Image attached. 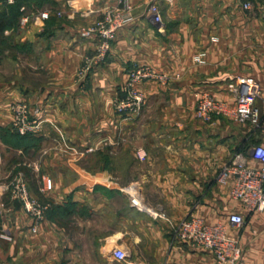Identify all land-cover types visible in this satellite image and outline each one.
Listing matches in <instances>:
<instances>
[{"label":"crops","instance_id":"obj_1","mask_svg":"<svg viewBox=\"0 0 264 264\" xmlns=\"http://www.w3.org/2000/svg\"><path fill=\"white\" fill-rule=\"evenodd\" d=\"M151 1L49 0L41 7L51 13L48 20L30 12L26 27L9 36L5 55L18 46L19 72L18 79L0 81V127L17 133L10 106L25 102L37 128L20 135L18 146L1 142L31 195L50 207L33 231L28 214L3 196L0 264H214L211 252L174 240L167 220L132 199L174 223L196 217L220 224L239 240L240 264H264V212L249 213L229 185L217 183L235 152L264 147V0H158V25L149 18ZM127 2L133 21L80 78V66L97 47L81 29ZM135 66H149L168 81L137 83L147 104L138 115L118 116L113 101L124 96ZM239 76L261 86L258 128L221 116L209 124L194 118L202 94L233 104L227 84ZM45 177L53 187L43 194ZM232 213L245 219L238 231L229 224ZM76 234L91 239L84 248L92 253L74 252ZM115 248L128 254L126 262L113 257Z\"/></svg>","mask_w":264,"mask_h":264},{"label":"built area","instance_id":"obj_2","mask_svg":"<svg viewBox=\"0 0 264 264\" xmlns=\"http://www.w3.org/2000/svg\"><path fill=\"white\" fill-rule=\"evenodd\" d=\"M243 7L251 9V3L246 1ZM129 2L123 7L110 8L104 19L95 21L90 26L81 29V36L85 38L95 37L97 40L96 53L92 58H85L78 76L84 78L93 66L103 61L111 50L112 43L117 33L125 25L133 21L132 9ZM148 14L151 22L158 25L162 21L158 0H152L148 6ZM60 17V13L54 14ZM51 13L47 10L38 13V18L48 20ZM29 18L24 16L20 24L26 26ZM155 81L165 84L168 77L165 74L154 71L149 66H135L128 72V79L123 86L124 96L113 101V110L116 115H138L147 104L144 95L136 88L140 82ZM227 90L233 98V104L218 100L212 95L202 94L196 103L194 118L202 123L209 124L214 116L232 119L241 124H250L258 128L261 124L260 111L256 101L262 98L260 84L253 77L239 76L227 84ZM12 128L20 135H26L37 128V124L30 119L29 108L25 102L11 104ZM253 161L258 166L249 165ZM217 183L229 185L231 197L239 201L251 214L264 212V147L256 145L246 151L235 152L230 161L225 163L217 176ZM93 187L92 183L88 184ZM109 188H116V184L109 183ZM53 187L50 178H43L41 191H50ZM12 198L18 199L24 211L33 220V231L44 219L48 204H42L31 196L26 181L19 176L13 187L8 188ZM6 190V191H7ZM132 203L149 214L167 220L174 240L189 243L192 246L203 248L211 252L214 264H240L244 256L239 247V240L228 234L226 228L220 224L209 225L196 217H187L178 222L170 221L163 212H154L143 206L138 200L132 199ZM232 229L238 231L245 225V219L241 214L232 213L228 216ZM116 260L126 262L128 254L121 248L112 250ZM184 264V263H165Z\"/></svg>","mask_w":264,"mask_h":264},{"label":"rangeland","instance_id":"obj_3","mask_svg":"<svg viewBox=\"0 0 264 264\" xmlns=\"http://www.w3.org/2000/svg\"><path fill=\"white\" fill-rule=\"evenodd\" d=\"M29 7L25 8L26 13H28L26 15L28 18L30 16V12L32 10H33L32 11L33 13H36V12L40 13V12L46 10V9L41 10V8L35 9V4L34 3H32L31 6H29ZM0 8H2V4H0ZM57 13H60L61 16H62L61 12H57ZM29 21H30V18H29ZM90 25H88V26H90ZM21 27L25 28L26 26H22L20 24V22L18 24L16 22V25H12L9 29H5V31H2V30L0 31V70H1L0 71V81H9V80H12V79H15V78L18 79V72H19L18 71L19 70V66H18V64H19V60H18L19 52L18 51H19V48H18V46H15L13 48V50L10 49L9 50L10 52L8 51V56L5 55L6 54L5 50H7L6 47H7V44H8L9 36H15L17 31ZM85 27H87V26H85ZM77 75H78V73H77ZM2 144L3 143L1 142V139H0V202L3 199L4 195H8L11 198V200L13 201V203H15L16 207H20L21 206L22 209L24 210L23 204L18 199L12 198L11 195H10V190L9 189L7 190V187L8 188L13 187V185L15 184V182L19 178V176L22 177L25 180L24 173L19 167L14 165V164L17 163L16 160H11L10 159L11 155L4 149ZM12 164L15 167H13ZM92 176H94V174H92ZM96 177L98 178L99 176H96ZM85 180H89V182H91L90 181L91 179H89L88 176H86ZM29 188H30V186H29ZM33 198L38 200L42 204H48L49 207H50V204H49V202L46 199H43V198L38 197V196H37V198H35V197H33ZM0 210H2L1 203H0ZM48 210H49V208L47 209V211ZM46 212H45V215H46ZM1 215H2V213H1ZM45 215H44V218H45ZM0 234H1V232H0ZM2 235H3V237H7L8 236V235H5V234H2ZM76 236L78 238V239L75 238L76 241H78V247L74 250V252H76L77 255L80 254L81 256L86 255L85 252L86 253L87 252L90 253L91 252L90 249L84 248V243H85V240H91V239H89V238L88 239H83V235L82 234H76ZM8 238H9V236H8ZM2 239L3 238L0 237V240H2ZM18 239L19 238H17V240ZM70 240L73 241V238H71ZM92 252H93V250H92ZM72 253L73 252L65 254L64 258H71L72 257L71 255H73ZM93 255H95V254H93Z\"/></svg>","mask_w":264,"mask_h":264},{"label":"trees","instance_id":"obj_4","mask_svg":"<svg viewBox=\"0 0 264 264\" xmlns=\"http://www.w3.org/2000/svg\"><path fill=\"white\" fill-rule=\"evenodd\" d=\"M1 1L2 8H0V31L9 29L12 25H16V22L18 24L21 16L26 14L25 8L31 6L32 3L35 4V9H38L49 2V0H13V3L10 4L7 0ZM0 139L11 145L18 146L21 136L18 133L12 132L8 128L0 127Z\"/></svg>","mask_w":264,"mask_h":264}]
</instances>
